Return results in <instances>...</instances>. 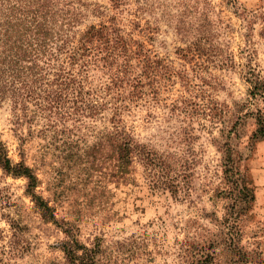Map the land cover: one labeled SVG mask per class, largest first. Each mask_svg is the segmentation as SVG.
<instances>
[{
    "label": "rangeland",
    "instance_id": "1",
    "mask_svg": "<svg viewBox=\"0 0 264 264\" xmlns=\"http://www.w3.org/2000/svg\"><path fill=\"white\" fill-rule=\"evenodd\" d=\"M89 1L107 9L87 23L114 15L124 35L142 40L158 59L157 99L123 114L156 161L134 158L118 178L110 144L98 148L107 119L46 131L3 102L0 137L8 155L33 169L36 192L55 216L44 219L26 179L0 168V248L14 240L19 250L5 264H70L61 248L70 237L105 264H197L206 254L215 264H240L244 252L249 264H264V140L251 138L257 116L264 120V0H207L208 17L201 0H127L117 7ZM179 2L197 7L195 27L218 25L200 53L180 54L192 40L180 38L171 21L183 9ZM155 162L167 165L172 191ZM229 164L241 172L225 173ZM243 182L242 195L252 186L255 200L241 202L240 234H225L221 222Z\"/></svg>",
    "mask_w": 264,
    "mask_h": 264
},
{
    "label": "trees",
    "instance_id": "2",
    "mask_svg": "<svg viewBox=\"0 0 264 264\" xmlns=\"http://www.w3.org/2000/svg\"><path fill=\"white\" fill-rule=\"evenodd\" d=\"M110 1L117 7L127 0ZM201 1L202 13L208 17L211 5L207 0ZM179 5L183 9L172 14L171 21L180 38L192 40L189 47L179 48L180 54L200 53L197 50L218 25L212 21L200 24L202 28L195 27L191 20L198 12L197 7L184 2ZM106 9L103 4L89 0H0V106L9 101L16 118L35 122L46 131L87 127L107 119L110 129L101 133L98 148L110 144L117 177L124 179L134 158L147 164L156 161L145 144L123 124V114L140 101L157 99L158 59L142 40L125 36L114 15L98 23H87L91 15L102 16ZM256 119L257 127L251 136L255 142L264 140V120L261 115ZM226 155L227 161L235 158L229 146ZM159 164L154 163L166 174L162 183L172 191L176 182L168 177L167 165ZM0 168L6 174L24 177L26 193L43 218L55 221L52 207L36 192L37 175L24 162H12L1 137ZM235 169L236 173L241 172L233 164L224 172L232 174ZM244 188L247 189L245 182L238 189L241 195L235 199L233 210L221 222L225 234H240L238 220L240 211L245 210L241 202L252 204L255 200L252 186L250 192L242 195ZM7 246L8 249L0 248V264L19 253L14 240ZM61 248L70 264H105L75 238L64 241ZM213 258L212 254H206L197 264H212ZM249 261L248 253L244 252L240 264Z\"/></svg>",
    "mask_w": 264,
    "mask_h": 264
}]
</instances>
